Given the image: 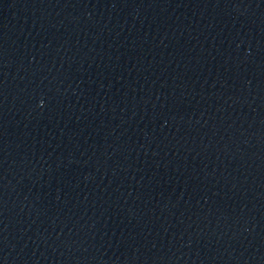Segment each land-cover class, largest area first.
I'll return each mask as SVG.
<instances>
[{
    "label": "water",
    "instance_id": "obj_1",
    "mask_svg": "<svg viewBox=\"0 0 264 264\" xmlns=\"http://www.w3.org/2000/svg\"><path fill=\"white\" fill-rule=\"evenodd\" d=\"M0 264H264V0H4Z\"/></svg>",
    "mask_w": 264,
    "mask_h": 264
}]
</instances>
